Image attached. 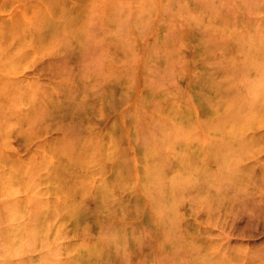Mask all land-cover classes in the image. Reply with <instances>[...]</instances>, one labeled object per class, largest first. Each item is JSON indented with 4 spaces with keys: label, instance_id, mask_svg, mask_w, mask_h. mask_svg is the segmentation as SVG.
Wrapping results in <instances>:
<instances>
[{
    "label": "rangeland",
    "instance_id": "obj_1",
    "mask_svg": "<svg viewBox=\"0 0 264 264\" xmlns=\"http://www.w3.org/2000/svg\"><path fill=\"white\" fill-rule=\"evenodd\" d=\"M63 5L0 76V264H264V0Z\"/></svg>",
    "mask_w": 264,
    "mask_h": 264
},
{
    "label": "bare ground",
    "instance_id": "obj_2",
    "mask_svg": "<svg viewBox=\"0 0 264 264\" xmlns=\"http://www.w3.org/2000/svg\"><path fill=\"white\" fill-rule=\"evenodd\" d=\"M66 2L72 3V0H58V8L56 9L55 14L50 13L43 6H34L29 12L18 13L7 23L0 24V76H5V78L10 81V92L12 94L14 92L15 95V89L18 87V84L15 83V79H17L16 74L19 67H21L23 63L27 62L30 59V56L36 53V51L32 48L31 43L33 35H29V27L32 25V23H30L31 20H34L35 18L38 20L37 26H33V28L36 29L37 27L40 29L42 26L49 25L53 15H57L58 13L62 15L65 12V5L63 4ZM72 33L75 34L77 31L75 30ZM66 38L64 41L67 40ZM59 42L60 41L57 39L50 42L51 44L46 48V50L55 51ZM39 43H41V41ZM253 91H256L259 101L264 103V86L254 88ZM58 156L60 177H63L71 166L75 165L80 158L79 155L73 154L67 148H60ZM62 194L63 197H65L64 195L66 194L64 191H62ZM61 206L64 207L63 203Z\"/></svg>",
    "mask_w": 264,
    "mask_h": 264
}]
</instances>
